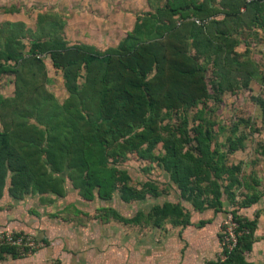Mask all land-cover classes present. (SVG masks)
Instances as JSON below:
<instances>
[{"label": "trees", "instance_id": "trees-1", "mask_svg": "<svg viewBox=\"0 0 264 264\" xmlns=\"http://www.w3.org/2000/svg\"><path fill=\"white\" fill-rule=\"evenodd\" d=\"M162 7L166 14L156 24L154 40L140 42L150 19L138 18L117 47L105 50L68 46L56 17L48 31L42 15L35 31L20 22L0 23V79L14 77L13 95H0V199L5 192L14 199L28 194L63 197L66 180L86 201L110 200L115 191L124 203L158 196V186L152 182H145L140 190L129 186L127 172L117 164L144 145L149 153L162 142L163 157L151 160L162 165L180 198L195 211L218 212L224 193L232 207H250L259 201L253 175L244 182L252 192L242 202L236 200L231 189L241 185V165L226 167L215 156L226 145L212 149L203 124L204 110L197 111L198 123L189 130L179 111L195 108L208 97L197 57H212V74L220 93L237 92L253 80L264 87L257 65L241 60L244 55L235 50L250 31L258 28L264 35V0L248 4L240 0H165ZM24 40L29 45L25 53ZM46 55L52 67L63 72L69 94L63 108L45 86L47 70L42 57ZM82 68L85 76L79 88ZM254 100L264 117V101ZM172 116L177 123L162 124ZM245 139L240 135L230 140L227 150H241ZM224 176L227 185L222 183ZM96 212V218L125 225L161 227L167 219L182 226L190 224L189 214L179 203L165 202L146 215L137 212L129 218L112 208ZM230 215L235 245L227 249L225 235L218 234L225 259L212 264H253L244 254L252 249L256 219L241 216L237 208ZM21 255L15 243L0 240V260Z\"/></svg>", "mask_w": 264, "mask_h": 264}, {"label": "rangeland", "instance_id": "rangeland-1", "mask_svg": "<svg viewBox=\"0 0 264 264\" xmlns=\"http://www.w3.org/2000/svg\"><path fill=\"white\" fill-rule=\"evenodd\" d=\"M77 1L0 0V23L20 22L35 31L38 16L42 15L45 30L48 31L57 22L56 17L63 25L60 35L66 39L64 24L68 12L82 11V3ZM163 4L161 0H148L147 12L142 13L140 18L150 21L143 28L140 42L156 38V24L166 14ZM74 42L67 41L68 44ZM23 43L26 45L25 53L29 48L28 40ZM235 50L244 55L241 60L256 64L260 75L264 76V35L260 29L243 35ZM42 59L47 70L46 89L53 95L55 103L63 108L69 97L64 87L63 72L52 67L49 55ZM196 63L207 84L208 97L195 108L179 111V115L189 130L198 123L195 120L197 111L204 110L203 124L210 135L212 149L220 144L226 145L219 147L215 156L226 167L241 165L238 173L241 185L231 189L236 200L240 203L245 195L252 192L245 188L244 182L253 175L258 182L254 190L260 194L259 201L250 207H232L224 193L223 206L218 212L213 209L197 212L190 202L180 198L177 186L162 165L151 160L152 157H163L162 142L153 146L149 153L144 145L139 151L128 153L117 168L127 172V183L136 190H140L145 182L157 185L158 196L146 195L143 200L124 203L120 193L115 191L110 200L95 198L86 201L68 180L63 197L28 194L22 199H13L5 194V198L0 200V240L15 238V245L22 255L20 258L8 256L0 260V264H208L221 257L222 246L217 242V236L232 232L230 211L236 208L238 214L257 222L252 249L244 254L245 259L253 264H264V117L261 107L254 100L261 98L264 101V87L253 80L237 92L220 93L216 88L217 78L212 74V57H197ZM84 76L85 70L82 68L77 80L79 88ZM13 92L14 77L4 75L0 79V95L11 97ZM168 122L177 123L173 116L162 124ZM240 135L246 136L243 148L229 152L228 142ZM62 175L65 176L66 172ZM222 183H229L227 176L223 177ZM165 202L179 203L189 214L190 224L182 226L167 219L161 227L125 225L95 216L98 214L96 210L104 208H112L127 218L137 212L146 215L153 206ZM229 237L232 239V236Z\"/></svg>", "mask_w": 264, "mask_h": 264}, {"label": "crops", "instance_id": "crops-1", "mask_svg": "<svg viewBox=\"0 0 264 264\" xmlns=\"http://www.w3.org/2000/svg\"><path fill=\"white\" fill-rule=\"evenodd\" d=\"M79 1L82 3V11L68 12L66 25L64 24L67 38L63 39L66 43L75 41L72 44L67 43L68 46L82 44L103 49L115 48L134 29L137 19L148 8V0ZM161 1L165 3V0ZM5 194L8 195L5 192L2 198H5Z\"/></svg>", "mask_w": 264, "mask_h": 264}, {"label": "built area", "instance_id": "built-area-1", "mask_svg": "<svg viewBox=\"0 0 264 264\" xmlns=\"http://www.w3.org/2000/svg\"><path fill=\"white\" fill-rule=\"evenodd\" d=\"M240 1H242L245 4H248V3L254 2L256 0H240ZM194 21L197 24H202L200 21H198L196 19H194ZM232 227H233V225H232ZM233 230H234V227H233ZM233 230L230 233H225L226 235L224 236V245L227 247V249H231L235 245V242H236ZM229 235L232 236V239L229 237ZM229 238L231 240H229ZM6 239H7V242L15 243V241L12 240L13 238H11V237L10 238H6ZM225 240H227V241H225ZM224 259H225V256L222 253L221 257L218 260L223 261Z\"/></svg>", "mask_w": 264, "mask_h": 264}]
</instances>
